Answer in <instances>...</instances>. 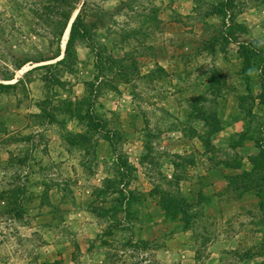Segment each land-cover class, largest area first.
Instances as JSON below:
<instances>
[{
  "label": "rangeland",
  "instance_id": "obj_1",
  "mask_svg": "<svg viewBox=\"0 0 264 264\" xmlns=\"http://www.w3.org/2000/svg\"><path fill=\"white\" fill-rule=\"evenodd\" d=\"M193 1L197 21L227 1L233 19L247 5L246 0H0V264H162L160 252H169L170 261L190 249L197 264L214 263L208 258L215 238L211 221L196 224L195 242L186 248L176 238L179 222L185 228L203 214L193 210L185 214L189 221L181 215L171 220L155 209L169 190L162 170L175 147L170 141L180 140L174 135L178 107L188 101L177 94H203L202 75L222 61L205 52L220 33L205 29L207 35H197L196 19L189 35L178 26L182 6ZM69 17L68 27L78 18L80 27L68 50L71 28L65 44L62 32ZM245 32L236 28V40ZM248 62L230 71L242 75L231 85L244 98L239 107L247 114L264 111V69L258 60ZM255 82L259 98L250 94ZM255 120L258 130L264 127V120ZM78 138L86 142L80 146ZM127 162L137 173L125 181L119 168ZM108 180L116 186L106 192ZM122 191L136 199L127 217L121 214ZM261 231L264 237V226ZM138 243L144 245L137 248ZM252 243L234 240L235 257L223 254V264L263 255L264 242Z\"/></svg>",
  "mask_w": 264,
  "mask_h": 264
},
{
  "label": "crops",
  "instance_id": "obj_2",
  "mask_svg": "<svg viewBox=\"0 0 264 264\" xmlns=\"http://www.w3.org/2000/svg\"><path fill=\"white\" fill-rule=\"evenodd\" d=\"M263 2L264 0L259 2L246 0L245 9L233 19L237 26L246 30V34L238 39L239 43L231 40L226 43L218 38L205 50L207 56L215 61L222 58L220 65L214 63L211 70H206L207 73L202 75L203 83L207 84L205 92L201 94L192 90L181 95L177 94V97H183L188 101H184L178 107L179 126L174 135L180 140L170 141L175 147L162 170V179L169 186L165 194L183 201L188 205L189 213L198 210L203 214L202 218L197 219L198 221L192 222L191 219L189 224L185 223V228L184 224L179 222L182 231L176 235L177 241L183 242V245L189 248L188 246L195 242L197 226H203L202 221H211L215 228V238L212 245L213 254L208 258L211 262L216 259L213 264H223V254H228L231 258L235 257L234 240H240L244 244L253 242L251 247H259L264 242L261 231L264 217L259 218V214H264L262 210L264 172L259 171L256 166L264 152V127L258 130L255 120H264V111L251 109L247 114L240 109L242 95L233 91L231 84L235 83V78L237 80L242 78V75L230 74V71L234 72L235 69L245 66V60L242 58V43L246 46L250 44L264 46ZM182 7V23L178 26L185 28L183 34L189 35L192 31L189 30V23L195 19L197 30L200 31L197 35L201 37L207 35L206 30L220 33L223 37L229 32L230 20H225L222 11L217 10L215 14L197 21L194 1L187 9L184 5ZM231 14L230 12V16ZM176 35L177 33L174 32L171 36L176 37ZM191 46L192 51L197 49L195 43ZM189 51V48L184 49V53ZM180 67L185 66L180 65ZM217 76L221 77L222 86L218 88L220 92L214 94L210 90V80ZM258 88L260 89L261 86L255 82V87L251 86L250 94L259 98ZM190 99H198L196 102L198 106H195ZM258 117L261 119L259 120ZM210 131L215 133L209 136ZM236 138H238L237 143L233 142ZM139 161L133 162L138 170L141 168ZM149 187L151 190H146L147 194H145L148 196L153 192L151 183ZM162 196L159 197L157 204L159 206L155 209L164 213ZM252 215H256V218ZM181 218L184 219L183 216ZM237 226H241L242 229L235 233L233 228ZM159 254V262L162 264L198 263L197 254L191 249L183 250L175 257L170 254L173 256L170 261L167 259L169 252ZM242 260L238 264H260L261 261L264 263V254L249 257L245 254Z\"/></svg>",
  "mask_w": 264,
  "mask_h": 264
},
{
  "label": "trees",
  "instance_id": "obj_3",
  "mask_svg": "<svg viewBox=\"0 0 264 264\" xmlns=\"http://www.w3.org/2000/svg\"><path fill=\"white\" fill-rule=\"evenodd\" d=\"M229 8H230L229 2L227 1V3L225 2L221 6V8L217 9V10L222 11L221 14H224V16L226 18L225 20H230V23H231L229 28H228L229 32L226 33V35L224 37L221 34L222 37L220 36V38L222 40L226 41V43L229 40H231L232 42H235V43H239L238 40H236L237 39L236 35H235L236 28L241 29V30H245V29H243V28H241V27H239V26H237L235 24V22L233 21L232 16H230V12H232V11H228ZM217 10H215V13H216ZM215 13H213V14H215ZM213 14H211V15H213ZM70 21L71 20H70V17H69L68 21H67L68 24L66 25V28L62 32V34L63 33L65 34L66 31L68 30V28H69L68 26H69ZM79 22H80V19L78 18L74 22V24H73V26L71 28L69 42L67 44V49L68 50L71 48L72 42L74 41V37H75L76 33L79 30V27H80V23ZM62 34H61V36H62ZM242 45H243L242 58L245 60V65L249 64L248 61H252L253 59H255V60H258L261 63V65H262V67L264 69V52H263L264 48H263V46L254 45V44H250V45L246 46L245 43H242ZM253 46L255 48H253ZM250 51L253 52L252 55L254 56V58H252V60H251V58L248 57V54L250 53ZM262 82L264 83V70L262 72ZM210 85H211L210 87L213 90L214 94L217 93V92H220V90H218V88L221 87V77L220 76L219 77L218 76L217 77H213V79L210 80ZM244 103H245L244 98H241L239 104H244ZM195 106H198V105L195 104ZM77 120H78V117H77ZM90 120H91V124L94 125V123H93V122H95L94 119H90ZM76 142L81 146V145H83L86 142V140H83L82 138H78ZM256 166H257V169L259 171L264 172V152L262 153L261 159L257 163ZM119 172L122 173L121 174L122 175L121 178L123 180H125V181H126V179L128 180L129 178H131L133 173H135V174L137 173L136 169L133 166H131L129 162H127L124 165H122L119 168ZM125 174H127V176H125ZM125 185L126 184L124 183L121 186L122 189L124 190V192H125V189H126ZM114 186H116V184L112 183L111 180H108L104 184V190L107 192L110 189L112 190ZM124 192L122 191V193L118 194V196H119V198L122 199V203L120 205L121 206L120 207L121 208V214H123V215H125L127 217L128 216V211L130 209V203L133 202V201H136V199L135 200L131 199L130 195L125 194ZM164 202H166V203H164ZM161 204H162V210L164 211V213L169 215V216H171L173 220L178 219V216L181 215V216H183V218L185 220L189 221L186 218V216H185L186 212L188 213V208L189 207L183 201H180L179 199L177 200L176 197H171L168 194H164L161 197ZM263 204H264V202H263ZM263 204H262V210L264 212ZM143 245H144L143 243H138V244H135V247L140 248ZM135 247H133V248H135Z\"/></svg>",
  "mask_w": 264,
  "mask_h": 264
},
{
  "label": "bare ground",
  "instance_id": "obj_4",
  "mask_svg": "<svg viewBox=\"0 0 264 264\" xmlns=\"http://www.w3.org/2000/svg\"><path fill=\"white\" fill-rule=\"evenodd\" d=\"M69 29H68V32L66 33V35H65V38H64V44L66 43V41H67V38H68V35H69Z\"/></svg>",
  "mask_w": 264,
  "mask_h": 264
},
{
  "label": "water",
  "instance_id": "obj_5",
  "mask_svg": "<svg viewBox=\"0 0 264 264\" xmlns=\"http://www.w3.org/2000/svg\"><path fill=\"white\" fill-rule=\"evenodd\" d=\"M70 28H71V25H70V27H69L68 29L70 30ZM67 32H68V30H67ZM67 32H66V33H67ZM69 32H70V31H69Z\"/></svg>",
  "mask_w": 264,
  "mask_h": 264
},
{
  "label": "built area",
  "instance_id": "obj_6",
  "mask_svg": "<svg viewBox=\"0 0 264 264\" xmlns=\"http://www.w3.org/2000/svg\"><path fill=\"white\" fill-rule=\"evenodd\" d=\"M227 24H228V21H227Z\"/></svg>",
  "mask_w": 264,
  "mask_h": 264
}]
</instances>
